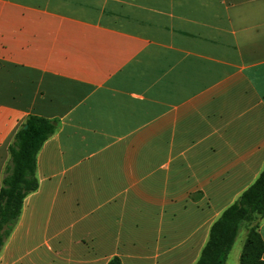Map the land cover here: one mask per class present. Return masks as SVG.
Listing matches in <instances>:
<instances>
[{"label": "crops", "instance_id": "1", "mask_svg": "<svg viewBox=\"0 0 264 264\" xmlns=\"http://www.w3.org/2000/svg\"><path fill=\"white\" fill-rule=\"evenodd\" d=\"M31 115L56 130L0 264H197L264 168V0H0V190Z\"/></svg>", "mask_w": 264, "mask_h": 264}, {"label": "trees", "instance_id": "2", "mask_svg": "<svg viewBox=\"0 0 264 264\" xmlns=\"http://www.w3.org/2000/svg\"><path fill=\"white\" fill-rule=\"evenodd\" d=\"M55 130L53 122L31 115L13 137L0 190V252L19 221L25 198L38 189L37 155ZM263 217L264 168L256 181L213 223L197 264H225L244 225L251 228L241 264H264V241L258 232ZM108 264L122 263L119 257H114Z\"/></svg>", "mask_w": 264, "mask_h": 264}, {"label": "rangeland", "instance_id": "3", "mask_svg": "<svg viewBox=\"0 0 264 264\" xmlns=\"http://www.w3.org/2000/svg\"><path fill=\"white\" fill-rule=\"evenodd\" d=\"M245 226H246V225H244V226L242 227L241 231H240V235H239V238H238V239H239V243L241 242L242 237H244V236H243V231H244L243 229H244ZM225 264H226V263H225Z\"/></svg>", "mask_w": 264, "mask_h": 264}, {"label": "water", "instance_id": "4", "mask_svg": "<svg viewBox=\"0 0 264 264\" xmlns=\"http://www.w3.org/2000/svg\"><path fill=\"white\" fill-rule=\"evenodd\" d=\"M26 128V127H25Z\"/></svg>", "mask_w": 264, "mask_h": 264}]
</instances>
